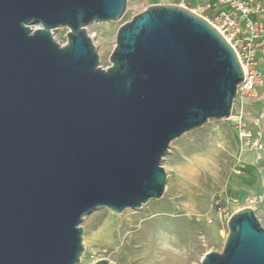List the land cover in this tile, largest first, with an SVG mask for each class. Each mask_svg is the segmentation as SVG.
Returning <instances> with one entry per match:
<instances>
[{"label":"water","instance_id":"water-1","mask_svg":"<svg viewBox=\"0 0 264 264\" xmlns=\"http://www.w3.org/2000/svg\"><path fill=\"white\" fill-rule=\"evenodd\" d=\"M126 8L127 0H0V264H79L85 216L160 200L172 142L233 113L244 80L237 53L187 7L135 16L102 68L88 26L116 22ZM60 28L64 45L54 38ZM228 229L223 251L201 264H264L252 208Z\"/></svg>","mask_w":264,"mask_h":264},{"label":"rangeland","instance_id":"rangeland-1","mask_svg":"<svg viewBox=\"0 0 264 264\" xmlns=\"http://www.w3.org/2000/svg\"><path fill=\"white\" fill-rule=\"evenodd\" d=\"M182 0H127L116 22L88 26L100 58L110 66L119 29L154 5H181ZM192 11L211 17L198 0H184ZM204 11V12H203ZM66 28L54 31L66 43ZM264 73V60L260 62ZM244 115L248 129L262 130L263 149L241 150L237 123L209 120L202 128L172 142L161 166L167 173L166 190L140 210L116 214L100 208L84 217V254L79 264L107 259L115 264H201L209 251L222 252L229 234L228 221L247 208V198L261 199L255 214L264 228V85L250 98L237 96L233 114ZM219 205H216V202Z\"/></svg>","mask_w":264,"mask_h":264},{"label":"built area","instance_id":"built-area-1","mask_svg":"<svg viewBox=\"0 0 264 264\" xmlns=\"http://www.w3.org/2000/svg\"><path fill=\"white\" fill-rule=\"evenodd\" d=\"M211 17L203 16L214 26L233 47L244 71V80L239 86L238 95L250 98L264 85V73L260 62L264 60V0H203ZM181 6L187 7L182 0ZM188 8V7H187ZM204 12V11H203ZM230 121L237 123L241 150L263 149L262 130L248 129L244 115L235 113ZM261 199L247 198L246 207L256 210ZM219 205V202H216Z\"/></svg>","mask_w":264,"mask_h":264},{"label":"crops","instance_id":"crops-1","mask_svg":"<svg viewBox=\"0 0 264 264\" xmlns=\"http://www.w3.org/2000/svg\"><path fill=\"white\" fill-rule=\"evenodd\" d=\"M198 1H200L201 2V4H203L204 2H203V0H198ZM205 4V3H204Z\"/></svg>","mask_w":264,"mask_h":264}]
</instances>
